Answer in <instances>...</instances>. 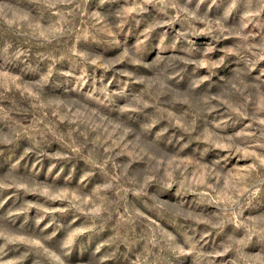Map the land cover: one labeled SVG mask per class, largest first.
Listing matches in <instances>:
<instances>
[{"label":"rangeland","instance_id":"rangeland-1","mask_svg":"<svg viewBox=\"0 0 264 264\" xmlns=\"http://www.w3.org/2000/svg\"><path fill=\"white\" fill-rule=\"evenodd\" d=\"M0 264H264V0H0Z\"/></svg>","mask_w":264,"mask_h":264}]
</instances>
